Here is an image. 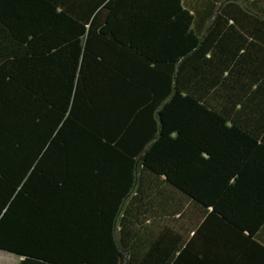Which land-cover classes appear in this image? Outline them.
<instances>
[{"label": "trees", "instance_id": "obj_1", "mask_svg": "<svg viewBox=\"0 0 264 264\" xmlns=\"http://www.w3.org/2000/svg\"><path fill=\"white\" fill-rule=\"evenodd\" d=\"M0 250L264 264V0H0Z\"/></svg>", "mask_w": 264, "mask_h": 264}, {"label": "rangeland", "instance_id": "obj_2", "mask_svg": "<svg viewBox=\"0 0 264 264\" xmlns=\"http://www.w3.org/2000/svg\"><path fill=\"white\" fill-rule=\"evenodd\" d=\"M0 264H19V256L0 250Z\"/></svg>", "mask_w": 264, "mask_h": 264}]
</instances>
